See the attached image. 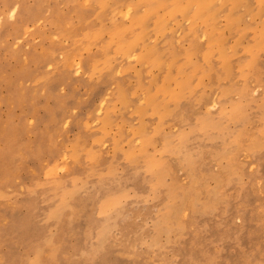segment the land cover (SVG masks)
I'll return each instance as SVG.
<instances>
[{
    "label": "rangeland",
    "instance_id": "374dc122",
    "mask_svg": "<svg viewBox=\"0 0 264 264\" xmlns=\"http://www.w3.org/2000/svg\"><path fill=\"white\" fill-rule=\"evenodd\" d=\"M0 264H264V0H0Z\"/></svg>",
    "mask_w": 264,
    "mask_h": 264
},
{
    "label": "bare ground",
    "instance_id": "6f19581e",
    "mask_svg": "<svg viewBox=\"0 0 264 264\" xmlns=\"http://www.w3.org/2000/svg\"><path fill=\"white\" fill-rule=\"evenodd\" d=\"M209 1H211V0H209ZM214 1H215V0H214ZM212 5H213V4H212ZM217 5H218V4H217ZM143 8H144V7H143ZM212 9H213V7H212ZM131 15H132V14H131ZM136 15H137V14H136ZM156 15H157V14H156ZM156 15H155V16H156ZM131 18H132V17H131ZM135 18H136V17H135ZM135 18H133V19H135ZM138 18H139V17H138ZM136 19H137V18H136ZM133 21H134V20H133ZM133 21H132V22H133ZM135 24H136V21H135ZM139 27H140V26H139ZM126 29H127V28H126ZM143 33H144V32H143ZM119 34H120V33H119ZM141 34H142V33H141ZM138 35H139V34H138ZM193 36H194V35H193ZM139 37H140V36H139ZM205 49H206V48H205ZM79 167H80V166H79ZM93 203H94V202H93ZM115 203H116V202H115ZM91 206H92V205H91Z\"/></svg>",
    "mask_w": 264,
    "mask_h": 264
}]
</instances>
